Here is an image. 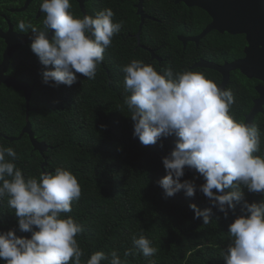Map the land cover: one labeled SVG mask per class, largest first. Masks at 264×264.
Returning <instances> with one entry per match:
<instances>
[{
    "label": "trees",
    "instance_id": "obj_1",
    "mask_svg": "<svg viewBox=\"0 0 264 264\" xmlns=\"http://www.w3.org/2000/svg\"><path fill=\"white\" fill-rule=\"evenodd\" d=\"M135 2L88 0L90 16L111 8L114 20L123 21L112 46L104 53L95 80L89 81L77 73V81L70 87L57 86L52 81L46 84L42 79L44 66L30 47L15 53L10 70L18 80L35 86L28 121L35 138L44 142L47 149L43 153L35 150L26 133L18 140L7 138L20 135L26 123V100L22 91L1 83L0 144L18 153L16 164L25 177L52 171L55 167L66 168L77 177L82 196L65 215L75 217L82 224L84 231L78 240L87 254L94 251L107 254L115 248L127 264H148L150 258L143 255L123 257L124 250L132 246L131 235L142 233L159 249L151 258L156 264H224L222 256L230 242L228 225L235 217L245 214L243 202L228 209L225 217L199 191L203 177L187 167L181 181H193L197 185L195 194L189 197L184 190L171 197L165 194L158 184L166 175L162 158L174 149L177 138L174 135L161 137L156 144L145 146L133 136V122L124 105L126 93L120 69L132 59H139L158 72L169 67L174 72L184 69L202 72L217 85L221 75L209 69L191 68L198 54L192 42L183 48L177 34H193L195 24L194 20H187L183 25L176 19L178 12L175 16L170 11L171 18H166L163 12L157 11L154 15L158 21H145L140 43L147 48L161 46L157 54L162 60L152 59L148 50L137 46V38L130 36L139 30ZM3 51L4 44L0 40V61ZM225 88L231 89L236 100L232 114L236 120L244 122V113L251 109V99L256 96L253 85L246 83L241 73H233ZM253 124L261 132L264 149V107ZM242 191L248 203L264 199L246 188L242 187ZM192 204L201 211L211 207L208 224H202V218L194 219ZM11 212L6 199L0 201V231L13 229L16 235L30 238V233L19 231L17 219Z\"/></svg>",
    "mask_w": 264,
    "mask_h": 264
},
{
    "label": "clouds",
    "instance_id": "obj_2",
    "mask_svg": "<svg viewBox=\"0 0 264 264\" xmlns=\"http://www.w3.org/2000/svg\"><path fill=\"white\" fill-rule=\"evenodd\" d=\"M71 8L70 0H40L41 27L26 19L17 25L20 33H33L29 46L44 66L46 84L52 81L70 87L76 83L77 73L95 80L105 51L123 25L114 20L111 8L82 17ZM49 30H54L51 40ZM120 70L133 136L145 146L156 144L161 137L177 138L174 149L162 158L166 175L158 184L165 194L171 197L180 190L189 197L195 194L193 181H181L187 167L203 177L199 191L225 217L228 209L243 202L245 214L228 225L230 242L222 256L224 264H264V199L248 203L242 191L243 187L264 196L261 132L255 124L236 120L231 89L219 87L202 72H174L171 67L158 72L139 59ZM18 158L14 148L0 144V201L6 199L19 231L31 235L18 236L13 229L0 231L3 264H127L115 248L107 254L94 251L89 255L80 246L78 237L84 228L75 217L65 215L82 196L70 170L55 167L25 177L16 164ZM190 208L194 219L210 222L211 207L201 211L192 204ZM131 244L124 250V258L143 255L150 258L148 264H156L151 258L159 249L142 233L132 234Z\"/></svg>",
    "mask_w": 264,
    "mask_h": 264
},
{
    "label": "flooded vegetation",
    "instance_id": "obj_3",
    "mask_svg": "<svg viewBox=\"0 0 264 264\" xmlns=\"http://www.w3.org/2000/svg\"><path fill=\"white\" fill-rule=\"evenodd\" d=\"M221 1L224 2V0H214L213 5L220 7L219 4ZM70 2L72 4L71 11L74 13V15H79V13L81 14V17L84 15L81 4L85 10V14L89 15L87 9L88 0H70ZM139 2L140 0H136V2L133 4L136 12L138 10ZM39 3L40 0H0V33L5 34L11 29V32L15 34L33 35V33L31 32L20 33L17 25L20 19H26L30 20L31 23L37 28H40L41 22L44 17L39 10ZM240 4H244V13L242 16V18L244 17V33L237 34H232L231 32H229V30H227L226 25L229 24V21L232 23L233 14L232 11L228 12V14L226 11H221L223 9L222 6L220 9L215 11L214 15H211L205 9L199 6H189L184 1L177 2V0H143L141 2V9L148 16L146 17L145 21H158V19H156V16L154 15V13H157V11L163 12V15H165L166 18H171L170 11L174 13V15L178 12L176 19L178 21H182L183 25L186 24L187 20H194L193 22L195 24V32H193V34H177V39L182 43L183 48H186L188 43H193L194 49L198 54V60L194 64L198 63L199 61H206L222 66L244 57V59H248L250 61V65H257L258 67H260L259 71L264 73V0H235V3L229 6H239ZM225 5H227V2H225ZM172 17L174 18V16ZM212 22H214L215 25H219L221 29L225 28V30L221 31L219 29H212L203 37L199 38L198 41H187L185 44L182 40H180V37L200 36L203 30ZM53 34L54 30H49L48 38L50 40L52 39ZM135 35L136 34H131L130 36L135 37ZM148 35L149 37H151L152 33L150 32ZM0 40L4 44L5 50V40L2 38H0ZM234 44H237V46H233ZM29 45L30 43L20 46L16 50V52H18L19 49L25 48ZM139 47L145 48L149 51L150 54V51L153 50L155 55L153 59L158 60L157 58H160L162 60V58L157 54L161 46L147 48L140 43ZM234 50H237V52L235 53ZM233 54L235 56H233ZM1 62L2 60L0 61V63ZM10 67L11 62L7 71V75L16 77L15 73L11 72ZM202 69L209 68L202 67ZM209 70H213L221 75V73L217 70ZM233 73H240V71H232L230 72V75H232ZM244 81L246 83L250 82L256 92V96L251 99L252 108L254 100L259 96L256 87L264 85V82L257 78H248L245 72ZM248 112L244 113V119Z\"/></svg>",
    "mask_w": 264,
    "mask_h": 264
},
{
    "label": "water",
    "instance_id": "obj_4",
    "mask_svg": "<svg viewBox=\"0 0 264 264\" xmlns=\"http://www.w3.org/2000/svg\"><path fill=\"white\" fill-rule=\"evenodd\" d=\"M142 1L143 0H140L138 4V10L136 12L140 16L139 30L135 35L138 41V44H137L138 46L140 44L139 36L141 33L142 26L144 24L146 17H148L141 9ZM179 1H184L189 6H199L205 9L211 15H214L215 11L220 9L222 6L223 9L221 11L223 12L226 11L227 14L228 12L232 11V14H233L232 23L229 21V24L226 25L227 30H229V32H231L232 34L244 33V17L242 18L243 13H244V4L243 5L240 4L239 6L233 5L232 7H230L229 5L234 4L235 0H224V2L222 1L220 2L219 4L220 7L219 6L217 7L213 5L214 0H177V2ZM225 2H227V5H225ZM81 7H82L83 14L85 15V10L82 4H81ZM212 29H219L221 31L225 30V28L221 29L219 25H215L214 22H212L203 30L200 36L180 37V40H182L184 44L187 41H198L199 38L203 37L206 33L211 31ZM31 37L32 35H19V34L12 33L11 29L5 34L0 33V38L4 39L5 44H6V48L2 55V62L0 63V83L5 84L8 87L15 89L16 91H22L24 94L25 100H26V123L22 131L20 135L17 137H7V138L10 140H18L23 136V134L26 133L29 135V138L31 140V143L34 149L39 151L40 153H43L47 149V146L44 142H39L35 138L34 133L31 129V124L28 121V113L30 109L29 103H30L31 94L35 86L34 85L30 86L26 82L18 81L15 76L7 75V71L10 66L11 59L14 56L16 50L24 44L31 43ZM150 52L152 54L151 58L153 59L155 57L154 51L151 50ZM157 59L161 60L160 58H157ZM249 62L250 61L248 59H244V57L242 59L234 60L222 66H219L211 62L199 61L198 63L194 64L191 68L194 69L198 67L200 68L204 67V68H209V69H214V70L219 71L221 73V82L218 86L221 88H225V86L228 84L230 80V76H231L230 72L235 71V70L240 71L242 75H244V72H245L248 78H257L264 82V73L259 71L260 67H258L257 65L252 66L249 64ZM256 90L259 96L258 98L254 100V104L252 108L246 114L245 119H244V122L248 124H253L255 116L258 113L262 112V107L264 105V85L257 86ZM45 164L46 163L44 162L43 168Z\"/></svg>",
    "mask_w": 264,
    "mask_h": 264
}]
</instances>
